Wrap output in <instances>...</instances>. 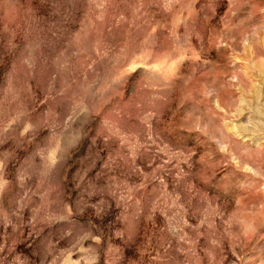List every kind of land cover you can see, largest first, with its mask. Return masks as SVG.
Returning <instances> with one entry per match:
<instances>
[{
	"label": "rangeland",
	"instance_id": "rangeland-1",
	"mask_svg": "<svg viewBox=\"0 0 264 264\" xmlns=\"http://www.w3.org/2000/svg\"><path fill=\"white\" fill-rule=\"evenodd\" d=\"M0 264H264V0H0Z\"/></svg>",
	"mask_w": 264,
	"mask_h": 264
}]
</instances>
